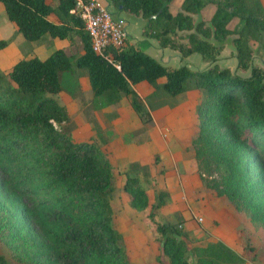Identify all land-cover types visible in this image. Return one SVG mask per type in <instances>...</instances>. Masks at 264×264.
<instances>
[{"label": "trees", "instance_id": "16d2710c", "mask_svg": "<svg viewBox=\"0 0 264 264\" xmlns=\"http://www.w3.org/2000/svg\"><path fill=\"white\" fill-rule=\"evenodd\" d=\"M55 1L0 0L26 40H78L83 49L74 57L57 48L44 59L21 58L0 72V241L14 262L131 264L113 225L115 167L94 143L72 139L68 108L55 99L64 89L62 74L73 68L86 70L93 98L105 105L133 94L141 82L173 97L197 91L191 146L199 177L264 230V56L262 64L253 61V42L264 51L261 0H182L178 10L172 8L175 0H108L114 14L146 20L143 35L160 47L182 57L199 53L212 64L204 69L166 66L128 41L108 48V60L93 51L82 19L71 12L76 0ZM210 3L215 9L209 19H196ZM230 35L237 70H249L247 75L217 64ZM7 45L0 39V50ZM146 168L134 161L125 172L123 190L136 210L149 206L140 176L149 175ZM166 196L159 191L154 207ZM156 230L168 264H245L221 241L189 248L177 225L158 223ZM0 264L10 262L0 254Z\"/></svg>", "mask_w": 264, "mask_h": 264}, {"label": "rangeland", "instance_id": "374dc122", "mask_svg": "<svg viewBox=\"0 0 264 264\" xmlns=\"http://www.w3.org/2000/svg\"><path fill=\"white\" fill-rule=\"evenodd\" d=\"M47 1L56 4L55 0ZM181 2L175 0L173 10H178ZM214 9L215 5L210 3L195 18L208 20ZM51 15L58 19L55 14ZM124 15L133 32L139 34L141 20L128 13ZM232 37L234 35L224 43L217 64L228 66L239 75H247L249 70H237ZM2 38L8 40V45L0 50V72L4 73L19 59H44L62 44L71 56L76 57L83 51L78 40L73 44L60 38H44L40 42L26 40L7 19L0 3ZM138 44L141 46L142 43ZM253 49V61L262 64L264 51L257 42H253ZM62 84L64 89L55 95V99L68 108L70 121L67 128L72 132V139L94 143L115 167V189L111 198L113 225L122 235L131 264H168L156 230L158 223L177 225L186 233L189 248L204 246L210 240L221 241L242 256L245 264H264V230L261 225L237 211L226 197L217 196L206 188L197 172L191 146L197 130V91L173 97L154 92L148 83L142 82L135 85L133 94L116 104L105 105L100 99L93 98L85 69L73 68L64 72ZM134 161L146 166L149 172V175L140 172L149 196V206L143 210L132 208L129 196L123 190L125 172ZM159 191L167 192L170 197H164L162 206L154 207ZM199 217H202L201 221ZM0 254L10 264H16L1 241Z\"/></svg>", "mask_w": 264, "mask_h": 264}, {"label": "built area", "instance_id": "2783aa9c", "mask_svg": "<svg viewBox=\"0 0 264 264\" xmlns=\"http://www.w3.org/2000/svg\"><path fill=\"white\" fill-rule=\"evenodd\" d=\"M71 12L79 16L90 35L93 51L110 60L108 48H118L128 40L124 17L115 15L97 0H76ZM198 220H202L199 217Z\"/></svg>", "mask_w": 264, "mask_h": 264}, {"label": "crops", "instance_id": "0c3cea01", "mask_svg": "<svg viewBox=\"0 0 264 264\" xmlns=\"http://www.w3.org/2000/svg\"><path fill=\"white\" fill-rule=\"evenodd\" d=\"M97 1H99L101 4H103L109 10H111V11L114 10L113 6L111 5V3L108 0H97ZM261 1H262L263 6H264V0H261ZM124 14H125V12L115 13V15L122 16L126 20L127 32H128V40L127 41L138 46L145 53L151 55L152 57H154L155 59L160 61L162 64H164L166 66H171V67H179L180 65L186 64L187 66H189L192 69H203V68H206L207 66L210 65L209 62H206L203 60V58L201 57V55L199 53H193V54L188 55L186 57H182L180 52L177 50H173V49H170L167 47H165V48L160 47L158 42L154 38H151V37L148 38V37H145L143 35L142 28H143V25L145 24V20L140 16L130 14V15L136 17L137 20H141L140 33L139 34L134 33L133 29L130 27L129 19ZM48 18L50 20H52L53 22H56V23L59 22V20L53 18L51 14L48 16ZM48 39H53V38L48 37ZM138 43H142V44H140L141 46H139ZM64 47H66V46H64V44H62V48H64ZM221 67H223V66H221ZM226 67H228V66H226ZM133 89H135V85L133 86Z\"/></svg>", "mask_w": 264, "mask_h": 264}]
</instances>
